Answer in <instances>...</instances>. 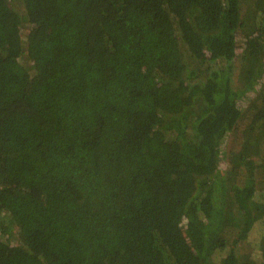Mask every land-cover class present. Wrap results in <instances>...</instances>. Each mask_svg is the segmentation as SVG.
<instances>
[{
	"label": "trees",
	"instance_id": "16d2710c",
	"mask_svg": "<svg viewBox=\"0 0 264 264\" xmlns=\"http://www.w3.org/2000/svg\"><path fill=\"white\" fill-rule=\"evenodd\" d=\"M0 264H264V0H0Z\"/></svg>",
	"mask_w": 264,
	"mask_h": 264
}]
</instances>
